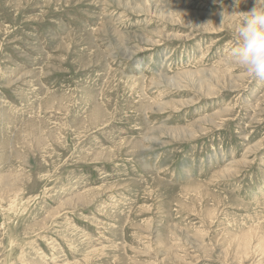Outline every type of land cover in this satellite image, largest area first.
I'll use <instances>...</instances> for the list:
<instances>
[{
	"label": "rangeland",
	"instance_id": "rangeland-1",
	"mask_svg": "<svg viewBox=\"0 0 264 264\" xmlns=\"http://www.w3.org/2000/svg\"><path fill=\"white\" fill-rule=\"evenodd\" d=\"M255 6L0 0V264H264Z\"/></svg>",
	"mask_w": 264,
	"mask_h": 264
},
{
	"label": "clouds",
	"instance_id": "clouds-1",
	"mask_svg": "<svg viewBox=\"0 0 264 264\" xmlns=\"http://www.w3.org/2000/svg\"><path fill=\"white\" fill-rule=\"evenodd\" d=\"M239 5L240 0H235ZM233 13L230 15H236ZM245 15L236 28L238 44L228 54L230 63L236 64L251 76L264 79V0H256V6ZM225 19V13L221 14Z\"/></svg>",
	"mask_w": 264,
	"mask_h": 264
}]
</instances>
